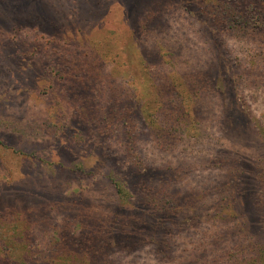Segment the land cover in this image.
Segmentation results:
<instances>
[{
  "label": "rangeland",
  "instance_id": "374dc122",
  "mask_svg": "<svg viewBox=\"0 0 264 264\" xmlns=\"http://www.w3.org/2000/svg\"><path fill=\"white\" fill-rule=\"evenodd\" d=\"M208 1L0 0V264H187L209 241L217 196L254 216L264 75L239 79L250 45L214 33ZM143 20L181 46L178 67L139 40ZM140 122L169 130L164 148ZM164 174L173 184L159 193Z\"/></svg>",
  "mask_w": 264,
  "mask_h": 264
},
{
  "label": "trees",
  "instance_id": "16d2710c",
  "mask_svg": "<svg viewBox=\"0 0 264 264\" xmlns=\"http://www.w3.org/2000/svg\"><path fill=\"white\" fill-rule=\"evenodd\" d=\"M199 6L201 14H205V18L210 22V27L213 28L214 33L217 35H235L242 43L250 45L247 51L251 55L247 56V60L245 61L246 72L240 74L239 79L243 80V77L257 69L264 75V0H215L214 2L208 1L205 4H199ZM138 25L139 40L151 44L153 48H159L166 56V61L170 69L178 67L181 46L176 41L171 40V37L164 30H161L160 27L146 30L144 20ZM211 44L213 48L219 49V46L214 43ZM155 70L160 72L161 69L157 66ZM171 70L166 72L165 78L172 72ZM185 72L180 76L183 80L180 83L184 87L185 95L190 97L192 91L190 89L194 87V77L189 78V82V80H186ZM257 84L260 85L261 82L252 83L248 87L259 88L260 86ZM171 118H176L174 109L173 113L169 115V119ZM169 119L166 118L165 122H169ZM152 121H150L151 124L161 122L156 118ZM139 125L142 126L138 127L142 129L141 132L149 134L148 130L150 131V128L148 127L150 126L148 124H144L143 126L142 122H140ZM112 126L111 120L107 118V124L103 126L104 131L107 129L110 131V129H113ZM172 127L173 124L170 123V128ZM167 133L164 130L160 132L155 130L154 134L152 132L149 134L151 141L155 140L153 143H157L154 146L155 149H159L160 146L161 149L164 148V146L160 145V140L162 137L167 136ZM123 137L124 152L122 156L126 157L128 161L138 159L139 150L135 143L138 132H135L131 128L124 131ZM210 161H218V171L221 170L222 172L225 169L223 170L225 174H234V167L225 163V160L212 157ZM160 177L162 180L158 182L162 183L155 187V190L157 188L159 193L173 184L170 183L173 180L169 174H164ZM229 185V183H224L223 186L228 187ZM257 186L259 188H255L253 192L254 200L252 198L255 208L254 216L248 211L240 212L236 210L234 208L236 198L234 197L229 200L224 196L220 198L219 195L211 202L210 210L208 211L210 213L207 214L206 218L211 227L208 233L209 241L207 240L204 241L205 243L197 245L193 244L192 249H198L201 246L202 255L199 253L198 257L193 258L187 264H264V176L260 174L257 176ZM114 188L117 193L121 191L119 184H114ZM229 202L231 203L230 209L226 207ZM250 216L253 219H249ZM230 236L236 242L226 244L225 242ZM254 236H257V238H253Z\"/></svg>",
  "mask_w": 264,
  "mask_h": 264
}]
</instances>
